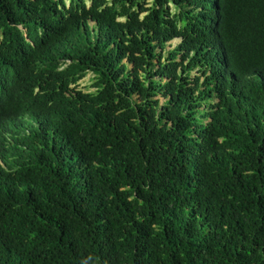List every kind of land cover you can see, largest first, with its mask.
<instances>
[{
	"label": "trees",
	"instance_id": "obj_1",
	"mask_svg": "<svg viewBox=\"0 0 264 264\" xmlns=\"http://www.w3.org/2000/svg\"><path fill=\"white\" fill-rule=\"evenodd\" d=\"M0 264H264V0H0Z\"/></svg>",
	"mask_w": 264,
	"mask_h": 264
},
{
	"label": "rangeland",
	"instance_id": "obj_2",
	"mask_svg": "<svg viewBox=\"0 0 264 264\" xmlns=\"http://www.w3.org/2000/svg\"><path fill=\"white\" fill-rule=\"evenodd\" d=\"M90 24H92V22H90ZM179 41V39H174L171 44L175 45L177 42ZM91 74L88 73L84 78H82L79 82H78V87L82 88V89H90L87 88V86L90 84L91 79L89 78Z\"/></svg>",
	"mask_w": 264,
	"mask_h": 264
}]
</instances>
